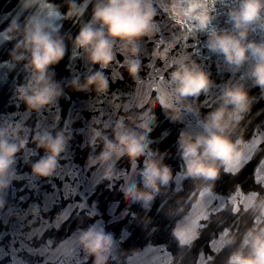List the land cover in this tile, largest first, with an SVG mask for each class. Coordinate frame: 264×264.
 Returning a JSON list of instances; mask_svg holds the SVG:
<instances>
[{
  "label": "water",
  "instance_id": "1",
  "mask_svg": "<svg viewBox=\"0 0 264 264\" xmlns=\"http://www.w3.org/2000/svg\"><path fill=\"white\" fill-rule=\"evenodd\" d=\"M94 2L88 0L82 16L65 18L69 0H0V33L13 20L20 25L19 30L4 33L12 39L0 35V125L19 123L28 129L27 144L15 154L14 178L0 192L4 200L0 207V264H94V257L79 242L80 232L93 224L116 233L113 256L105 264H227L253 223L255 213L245 210L246 199L252 194L264 198V89L241 75L251 60L235 70L221 54L207 49L205 33L191 30L188 21L170 10L158 11L154 17L158 30L138 41L136 76L127 71L119 45L114 59L100 69L73 42L80 27L91 19ZM238 2L211 0L213 24L230 30L227 11ZM76 3L79 6L85 0ZM30 17L59 26L53 35L62 37L65 44L63 58L49 66L62 94L39 109H29L16 91L31 74L30 53L16 48ZM174 36L181 39L172 47L161 43ZM248 38L264 40V31L251 32ZM21 54L22 59L14 58ZM180 59L200 64L211 84L199 97L181 101L180 119L173 121L157 100L155 86H169V74ZM97 70L108 80L104 92L71 86L75 77L83 82ZM229 81L243 83L252 98L249 111L231 132L233 140L243 141V156L228 170L221 167L214 180L185 177L178 137L181 131L193 135L203 131L201 122L219 106L221 91ZM186 104L193 111L184 110ZM144 113L154 116L148 151L157 157L163 154L162 163L172 172L168 185L160 187L147 208L122 190L130 179L140 186L146 154L113 158L111 175H106V166L89 164V157L103 148L99 139L90 142L94 130L111 139L117 120L123 118L125 126L132 128L135 118ZM65 128L70 138L54 172L34 174L31 165L46 152L37 148L33 135L38 131L54 135ZM177 221L194 224L197 236L190 244L181 245L173 236ZM225 233L234 237L233 243L223 244Z\"/></svg>",
  "mask_w": 264,
  "mask_h": 264
},
{
  "label": "clouds",
  "instance_id": "2",
  "mask_svg": "<svg viewBox=\"0 0 264 264\" xmlns=\"http://www.w3.org/2000/svg\"><path fill=\"white\" fill-rule=\"evenodd\" d=\"M88 0L77 5L76 0H69L65 18L82 16ZM173 11L189 22L191 30L206 34V47L212 53L221 54L225 62L239 70L251 60L246 73L253 86L264 89V40L249 39L254 31H264V0H239L228 8L227 18L231 29L218 28L213 24L214 8L211 0H95L91 19L85 22L74 37V45L83 49L92 64L106 68L114 59L118 50L125 55L124 64L127 71L136 76L140 67L138 41L151 36L158 30L154 20L158 11ZM15 20L4 30L10 33L19 30ZM59 26L52 25L39 17H30L23 26V39L16 48L23 47L30 53L31 74L26 83L18 86L19 99L29 109H39L52 103L62 94L59 82L53 79L50 65L58 63L65 54L62 37L54 36ZM4 39H12L10 35ZM181 39L174 36L171 40H162L166 47H172ZM22 59L23 55L14 57ZM76 90L92 87L97 92L108 88V80L100 70L87 75L83 82L77 76L71 82ZM211 84L209 74L194 60H177L169 74L168 85L155 86L157 100L162 109L176 121L180 119V103L188 98H196L206 92ZM220 104L210 111L201 122L202 132L193 135L181 131L178 137V149L184 162L183 175L203 181L214 180L221 167L228 170L237 164L243 156L244 143L241 139L233 140L231 132L249 111L252 98L249 90L239 81L226 82L221 94ZM127 110V108L125 109ZM184 110L193 111L191 104ZM135 126H125L123 118L113 126L112 138L99 129L93 131L91 143L97 139L103 142V148L95 157H89V164L106 166V175H111L110 161L124 155L137 156L146 154L140 176V186L135 179L127 181L123 191L133 202L139 201L147 208L159 193L162 185H168L172 172L168 165L162 163L163 154L148 151L149 134L154 116L147 113L135 118ZM25 135L21 137L20 133ZM68 129H61L54 135L49 131L36 132L32 139L37 148H43L44 156L35 161L32 172L40 176L51 175L58 163V156L64 151L69 135ZM28 129L21 124L0 125V192L7 188L14 178L15 154L27 144ZM204 188V191H207ZM4 200L0 197V207ZM251 209L255 215L253 223L243 234L239 247L227 259V264H264V198L252 194L246 199L245 210ZM33 211H38L33 209ZM173 236L181 245L190 244L197 236L194 224L177 221L172 229ZM117 237L113 230L105 231L103 226L90 225L80 232L79 242L83 249L94 257V264H105L113 256ZM234 242V237L224 234L223 244Z\"/></svg>",
  "mask_w": 264,
  "mask_h": 264
}]
</instances>
